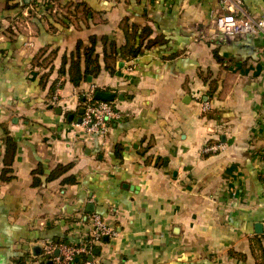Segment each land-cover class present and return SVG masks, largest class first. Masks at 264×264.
Masks as SVG:
<instances>
[{
    "label": "crops",
    "instance_id": "1",
    "mask_svg": "<svg viewBox=\"0 0 264 264\" xmlns=\"http://www.w3.org/2000/svg\"><path fill=\"white\" fill-rule=\"evenodd\" d=\"M218 8L0 0V264H55V246L79 245L93 214L114 232L96 245L101 264H264V33L221 35ZM241 9L257 17L264 0ZM145 26L135 58L108 57ZM91 38L99 71L75 86L69 58ZM91 85L123 96L105 136L77 121Z\"/></svg>",
    "mask_w": 264,
    "mask_h": 264
},
{
    "label": "built area",
    "instance_id": "2",
    "mask_svg": "<svg viewBox=\"0 0 264 264\" xmlns=\"http://www.w3.org/2000/svg\"><path fill=\"white\" fill-rule=\"evenodd\" d=\"M219 8L216 10L212 22L217 32L225 37H238L253 34L264 33V14L257 17L244 16L242 14V0H217ZM97 87L91 85L85 90L83 96L84 101L81 107L84 112L81 115V123L84 129L90 134H99L105 136L112 122L121 120L122 114L114 102L97 101L93 98ZM57 92L51 97L49 103L56 106L58 103ZM203 111H208L210 106L204 104ZM224 148L220 142L206 144L202 151L204 153H212ZM264 162V158L262 160ZM264 186V176L262 177ZM114 234L113 230L100 218L99 215L93 214L87 231L84 234L82 242L79 245L58 244L55 246L59 250V256L56 258L55 264H71L77 256H90L92 250L104 236ZM47 253H50L54 246L48 244ZM85 264H101V262L93 256L92 261H86Z\"/></svg>",
    "mask_w": 264,
    "mask_h": 264
},
{
    "label": "trees",
    "instance_id": "3",
    "mask_svg": "<svg viewBox=\"0 0 264 264\" xmlns=\"http://www.w3.org/2000/svg\"><path fill=\"white\" fill-rule=\"evenodd\" d=\"M150 34H151V29L149 26H145L143 28L134 27L133 43L125 45L119 50H117L115 44L111 45L112 54L108 57L110 59L111 58L117 59L118 57L125 59L135 58L139 53L142 41L149 39L148 37L150 36ZM94 48H95V38H91L88 46L84 45L82 42H78L75 49L76 52L71 53L68 67L66 70L70 81L75 86H78L82 81L87 80L89 75L95 76L98 73L99 65L97 63V59L94 54ZM62 60L63 62L60 69L61 73L65 71V65L67 63V58L65 55L63 56ZM6 146H7L6 149L7 155L9 156L7 157L6 155L4 163L6 166H10L13 157L12 155L15 150V142L10 137H8L6 139ZM70 166H71L70 164L66 166H59V168L55 172L50 173L49 178H54L58 176L62 172L68 170ZM86 261H88V256L81 255L74 258L71 264H78L79 262H83V264H85Z\"/></svg>",
    "mask_w": 264,
    "mask_h": 264
},
{
    "label": "water",
    "instance_id": "4",
    "mask_svg": "<svg viewBox=\"0 0 264 264\" xmlns=\"http://www.w3.org/2000/svg\"><path fill=\"white\" fill-rule=\"evenodd\" d=\"M118 65L120 66V63H118ZM88 80L91 81V77H88ZM93 98H94L95 100H97V101L113 102L114 100H122L123 96L120 95V94H116V93L113 92V91H108V90L100 89V88H99V89H97V90L94 92ZM83 100H84V96L82 97V101H83ZM58 111H60V110L58 109ZM83 112H84L83 108H82V107L79 108L78 113H79L80 115H82ZM67 119H68L69 121H72V119H73V115H72V114H68V115H67ZM77 121H78V123H81V117L78 118ZM87 210H88L89 212H93V211H94V208H93L92 204H89ZM257 227H259V226H257ZM106 238H107V236H104V237H103V239H106ZM33 250H36V248H34ZM99 252H100V248H99V247H95V248L92 250V254H91L90 256H88V261H92L93 256H97V255L99 254ZM34 253H35L36 255H38V254H40L41 252H40V250H38L37 252H34ZM58 253H59V250L56 249V250H55V254L58 255Z\"/></svg>",
    "mask_w": 264,
    "mask_h": 264
}]
</instances>
